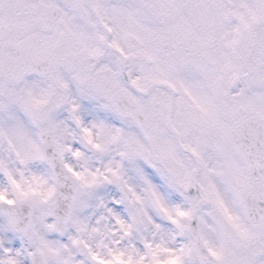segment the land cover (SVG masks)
I'll return each mask as SVG.
<instances>
[{"label":"snow or ice","instance_id":"1","mask_svg":"<svg viewBox=\"0 0 264 264\" xmlns=\"http://www.w3.org/2000/svg\"><path fill=\"white\" fill-rule=\"evenodd\" d=\"M0 264H264V0H0Z\"/></svg>","mask_w":264,"mask_h":264}]
</instances>
